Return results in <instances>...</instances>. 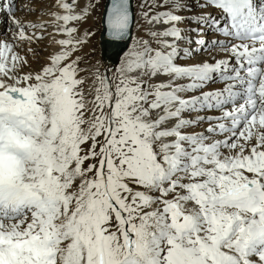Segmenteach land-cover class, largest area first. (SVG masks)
I'll list each match as a JSON object with an SVG mask.
<instances>
[{"label":"snow or ice","instance_id":"obj_1","mask_svg":"<svg viewBox=\"0 0 264 264\" xmlns=\"http://www.w3.org/2000/svg\"><path fill=\"white\" fill-rule=\"evenodd\" d=\"M0 17V264H264V0Z\"/></svg>","mask_w":264,"mask_h":264},{"label":"rangeland","instance_id":"obj_2","mask_svg":"<svg viewBox=\"0 0 264 264\" xmlns=\"http://www.w3.org/2000/svg\"><path fill=\"white\" fill-rule=\"evenodd\" d=\"M0 21H3V17H1ZM83 27H85V28H88V27H93V28H95L96 26H95V25H92L91 22H90V25H89V24H86V25H84ZM0 28H2V29H0V39H3V38H4L3 33H4V31H5V28H6L5 23L0 22ZM98 39H99V33H97V37L91 42V44H90L88 47H86V49L84 50V52H89V50H90L91 48H93V47H98V45H97V40H98ZM46 42H47V41H44L43 43H46ZM107 55H109V54H106V56H107ZM93 59H95V57H93ZM108 59H109V58H106L105 61H104V63L107 64V65H110V66H111V63H110V62H109V63L107 62ZM112 63H115V62H112Z\"/></svg>","mask_w":264,"mask_h":264},{"label":"bare ground","instance_id":"obj_3","mask_svg":"<svg viewBox=\"0 0 264 264\" xmlns=\"http://www.w3.org/2000/svg\"><path fill=\"white\" fill-rule=\"evenodd\" d=\"M82 3H83V0H82ZM17 15H18V16H23L24 14H23V13H20V12H17ZM26 18H27V19H32V20L36 19V17H34V16H28V17H26ZM0 19H1V17H0ZM89 25H90V22H89ZM46 43H47V42H46ZM46 43H42V44H41V48H42L43 45L46 44ZM34 47H35V45H34ZM85 49H86V48H85ZM85 49H84V50H85ZM115 58H116V56L112 55L111 58L108 59L107 62H109V61H111V63H112V62H115ZM115 63H116V62H115Z\"/></svg>","mask_w":264,"mask_h":264}]
</instances>
